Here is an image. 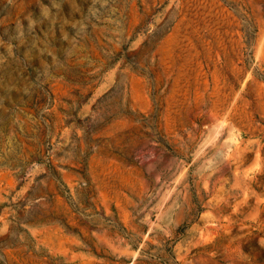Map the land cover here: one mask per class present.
Segmentation results:
<instances>
[{
    "label": "rangeland",
    "instance_id": "1",
    "mask_svg": "<svg viewBox=\"0 0 264 264\" xmlns=\"http://www.w3.org/2000/svg\"><path fill=\"white\" fill-rule=\"evenodd\" d=\"M0 264H264V0H0Z\"/></svg>",
    "mask_w": 264,
    "mask_h": 264
}]
</instances>
